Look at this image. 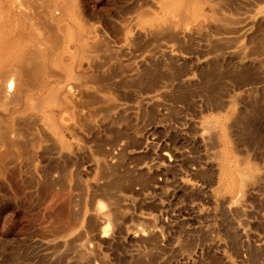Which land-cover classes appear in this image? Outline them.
Here are the masks:
<instances>
[{"label": "rangeland", "instance_id": "obj_1", "mask_svg": "<svg viewBox=\"0 0 264 264\" xmlns=\"http://www.w3.org/2000/svg\"><path fill=\"white\" fill-rule=\"evenodd\" d=\"M15 1L0 264H264V0Z\"/></svg>", "mask_w": 264, "mask_h": 264}, {"label": "bare ground", "instance_id": "obj_2", "mask_svg": "<svg viewBox=\"0 0 264 264\" xmlns=\"http://www.w3.org/2000/svg\"><path fill=\"white\" fill-rule=\"evenodd\" d=\"M27 1V0H26ZM192 1V0H191ZM28 2V1H27ZM46 2V1H45ZM48 2V1H47ZM25 5V4H24ZM36 9H37V7H36ZM62 9H64V8H62ZM62 9L60 8V10L62 11ZM184 10V9H183ZM181 11V10H180ZM179 11V12H180ZM22 11H20L19 10V8H18V6H17V4H16V1L15 0H0V114H1V111H6V112H11V114L12 115H14V113H17V111L16 112H14V111H11V109L14 107V105H16V104H19L20 103V101H21V98H22V96H23V94H25L28 90L31 92V90L29 89L31 86L30 85H28V73H26V71L29 69V64H30V62L29 61H27V60H33V61H36V60H39V58L41 57V55L44 53V52H47V53H49L51 50L53 51V46L56 44V43H59V42H57L58 40H60V38H58L57 39V37H56V39L55 38H53V41H55V42H53V41H51V42H53V43H55L52 47L49 45V44H45V42L44 41H40L39 43H37V44H34L33 45V48H28L26 45H25V41H26V39H25V37L27 36V34H25V30L26 29H28V28H24L19 22H17V18L18 17H24L25 18V15H24V13L22 14L21 13ZM63 12V11H62ZM64 13V12H63ZM27 14V13H26ZM43 14H44V12H43ZM22 15H24V16H22ZM28 15V14H27ZM26 15V16H27ZM38 15V14H37ZM62 15V14H61ZM29 16V15H28ZM177 16H178V14H177ZM30 17V16H29ZM61 17V16H60ZM179 17V16H178ZM178 17H176L177 19H178ZM180 18V17H179ZM184 18H186V16L184 17ZM189 18V17H188ZM33 19H37L38 20V22H39V19L36 17V18H33ZM32 19V20H33ZM55 19V18H54ZM27 20V19H26ZM26 20H24V22L26 21ZM30 20V19H29ZM28 20V21H29ZM32 20H31V22H32ZM37 20H36V22H37ZM57 20H58V18H57ZM34 24H37V23H35V22H33ZM40 23V22H39ZM38 23V24H39ZM32 24V23H31ZM30 23H29V25H28V22H27V25L26 26H32ZM33 24V25H34ZM37 24V25H38ZM41 24V23H40ZM34 27H35V25H34ZM33 27V28H34ZM36 27H38L39 28V25L38 26H36ZM44 27V26H43ZM181 27V26H180ZM31 28V27H30ZM63 28V27H62ZM44 29V28H43ZM45 29H46V27H45ZM49 29V28H48ZM180 29V28H179ZM33 30V29H32ZM36 30V32L38 33V32H40V30L39 31H37V29H35ZM49 30H52L51 31V34L53 33V29H49ZM49 30H47L48 32H49ZM30 33V32H29ZM39 34V33H38ZM37 34V35H38ZM40 34H41V32H40ZM40 34H39V36H40ZM48 34V33H47ZM46 34V36L48 37V35ZM50 34V35H51ZM42 35V34H41ZM71 35V34H70ZM45 36V35H44ZM52 37H53V35H51ZM50 37H48V39H49ZM72 38V37H71ZM40 39L42 40L43 38H41L40 37ZM37 41H38V39H37ZM48 42H49V40H47ZM46 41V42H47ZM68 41V40H67ZM61 43V42H60ZM59 43V44H60ZM68 44V43H67ZM56 46H58V45H56ZM56 46H54V47H56ZM90 46H91V44H90ZM93 49L95 48V47H93V46H91ZM99 48V47H98ZM99 50H100V48H99ZM87 52V51H86ZM93 52H94V50H93ZM98 52V51H97ZM88 53V52H87ZM101 53V51L99 52V54ZM92 54V53H91ZM91 54L89 55V56H91ZM94 54V53H93ZM96 54H98V53H96ZM47 55V54H46ZM45 55V57H43V59L44 58H47V56ZM86 55V54H85ZM85 55H83V57L84 58H86L85 57ZM88 55V54H87ZM93 56V55H92ZM100 56V55H99ZM29 57V58H28ZM27 59V60H26ZM86 59H88V56H87V58ZM93 59V58H92ZM26 60V61H25ZM74 61H75V59H74ZM73 61V62H74ZM53 62H55V61H53ZM33 63V62H32ZM72 63V62H71ZM55 64V63H54ZM54 64H53V66H54ZM39 65H41V64H39ZM38 65V66H39ZM57 65H59V64H55V67L57 68L58 66ZM60 66V65H59ZM67 66V65H66ZM33 69H38L39 67H37L36 68V66L34 65V63H33ZM67 67H69V66H67ZM65 68V67H64ZM71 68V67H70ZM69 68V69H70ZM50 69V68H49ZM48 69V70H49ZM58 69H59V67H58ZM61 69V68H60ZM73 69V68H72ZM35 71V70H34ZM51 71V70H50ZM70 71H73V70H70ZM37 72H40V70L38 69L37 71H35V73L36 74H33V75H35V76H33L34 78H36V76H38L39 75V73L37 74ZM50 73L51 72H49L48 74L50 75ZM60 73V72H59ZM72 73V72H71ZM52 74V73H51ZM55 73H53L52 75H54ZM27 75V76H26ZM49 75H48V77H47V75H46V77L48 78V80H49V78H52V77H49ZM56 76H58V75H56ZM68 76V75H67ZM28 77V78H27ZM39 77H40V75H39ZM70 77V76H69ZM76 77V76H75ZM41 78V77H40ZM71 79L73 78V77H70ZM77 78H79V77H77ZM76 78V80H78ZM88 78H89V76H88ZM62 79V78H61ZM38 81H40V82H42L41 81V79L39 80V79H37ZM37 80H35V81H37ZM74 80H75V78H74ZM75 80V81H76ZM89 80V79H88ZM94 80V79H93ZM79 81V80H78ZM113 81V80H112ZM43 83V82H42ZM100 83H102V82H100ZM100 83H93V85L90 83L89 85L90 86H92V87H90L89 85H84L83 87H85V86H87V88L88 89H90V88H92V89H94L93 88V86H94V84L96 85H98V84H100ZM38 84V83H37ZM84 84V83H83ZM88 84V83H87ZM114 84V83H113ZM30 86V87H29ZM39 86H41V84L39 85ZM90 88H89V87ZM56 87V86H55ZM85 89H86V87H85ZM97 89V88H96ZM99 89V88H98ZM108 89V88H107ZM33 90H34V87H33ZM32 90V91H33ZM84 89H82L81 91H83ZM11 91H13V93H11ZM75 91V90H74ZM74 91H71V92H68L69 94L70 93H72V92H74ZM77 91V90H76ZM80 91V90H79ZM89 91H91V92H93L92 90H89ZM103 92V91H102ZM68 93H66V94H68ZM65 94V95H66ZM76 95V92H75V94L73 93V94H70V96L69 95H67V96H69V98H71L72 100L74 99H77V97L75 96ZM80 95H82V94H80ZM84 95V94H83ZM86 95V94H85ZM84 95V96H85ZM92 95H95V92H94V94L92 93ZM67 96H66V98H67ZM89 96V95H88ZM96 96V95H95ZM54 98V97H53ZM81 98V97H80ZM79 98V99H80ZM95 98V97H94ZM78 99V100H79ZM90 98H88V105L90 104V102L91 101H93V100H89ZM32 100H34V102L36 101L35 99H32ZM32 100H30V101H28V102H30V103H33V102H31ZM81 100H83L82 98H81ZM84 100H86V97H84ZM94 100H96V99H94ZM95 103H96V101H94ZM106 102V101H105ZM57 103V102H56ZM93 103V102H92ZM29 104V103H28ZM36 104V103H35ZM38 104V103H37ZM58 104V103H57ZM77 104V103H76ZM20 105V104H19ZM53 106H55V103H53L52 104ZM59 105V104H58ZM80 105V104H79ZM87 105V106H88ZM27 106V105H26ZM31 106V105H30ZM37 106V105H36ZM35 106V109L37 108ZM87 106L85 105V109H87ZM29 107V106H28ZM80 107V106H79ZM27 108V107H26ZM26 108H24L22 111L23 112H25L26 110ZM81 108V107H80ZM82 108H84V107H82ZM29 109V108H28ZM27 109V110H28ZM72 109H74V106H72ZM84 109V110H85ZM25 110V111H24ZM77 109H75V110H73V113L76 111ZM84 110L83 109H81V111H83L84 112ZM70 112H71V110H69ZM39 112V111H38ZM68 112V111H67ZM67 112H65L63 115H65V114H67L66 116H68L69 115V117H70V114H68ZM69 112V113H70ZM77 112V111H76ZM76 112H75V114H76ZM79 114H80V109H79ZM78 112H77V114H78ZM87 113V112H86ZM73 115V114H72ZM34 116H35V114H34ZM65 116V117H66ZM75 116V115H74ZM77 116H80V115H77ZM93 116V115H92ZM64 117V118H65ZM82 117H84V116H82ZM98 117V116H97ZM18 118V117H17ZM71 118V117H70ZM78 118V117H77ZM39 119V118H38ZM38 119H37V122H38ZM68 119V118H67ZM72 119V118H71ZM85 119V118H84ZM39 121H40V119H39ZM65 121V120H64ZM69 121V120H68ZM28 122V121H27ZM84 122V121H83ZM36 123V122H35ZM18 125H19V123H18ZM17 126V125H16ZM24 127V126H23ZM0 130H1V128H0ZM3 130V129H2ZM1 130V131H2ZM0 131V132H1ZM4 132H6V130H3ZM2 131V132H3ZM2 136L4 135V133L2 134V133H0ZM0 135V136H1ZM8 135V134H7ZM6 135V136H7ZM1 136V138H3ZM5 136V138H8V137H6ZM5 138L4 139H1V140H4V142L6 143V141H5ZM0 142H2V141H0ZM3 143V142H2ZM1 143V144H2ZM8 145V144H7Z\"/></svg>", "mask_w": 264, "mask_h": 264}]
</instances>
